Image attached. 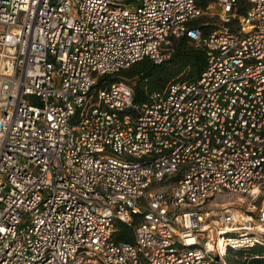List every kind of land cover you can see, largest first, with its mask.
<instances>
[{
	"label": "built area",
	"instance_id": "2783aa9c",
	"mask_svg": "<svg viewBox=\"0 0 264 264\" xmlns=\"http://www.w3.org/2000/svg\"><path fill=\"white\" fill-rule=\"evenodd\" d=\"M181 38L206 51L198 80L144 104L112 80ZM233 196L261 198L254 226L205 210ZM257 245L264 0L0 2V264H228Z\"/></svg>",
	"mask_w": 264,
	"mask_h": 264
},
{
	"label": "trees",
	"instance_id": "16d2710c",
	"mask_svg": "<svg viewBox=\"0 0 264 264\" xmlns=\"http://www.w3.org/2000/svg\"><path fill=\"white\" fill-rule=\"evenodd\" d=\"M201 27L204 34L209 32L208 26L201 24ZM206 66V51L186 38H181L174 42L171 58L162 65H156L151 60L144 59L121 71L112 80L129 85L135 81L134 101L144 104L152 93L164 90L171 82L198 80ZM115 226L120 230L119 241H133L132 229L121 222H117ZM229 252L236 255V260L226 256L228 264H264V247L260 245L238 252L232 250Z\"/></svg>",
	"mask_w": 264,
	"mask_h": 264
},
{
	"label": "rangeland",
	"instance_id": "374dc122",
	"mask_svg": "<svg viewBox=\"0 0 264 264\" xmlns=\"http://www.w3.org/2000/svg\"><path fill=\"white\" fill-rule=\"evenodd\" d=\"M134 83L135 81L132 83V86ZM29 101H31L32 103H36L37 100H35L34 98H29ZM260 206V197L257 200H254L251 196L217 197L207 205L205 210L215 209L217 213L223 208H228L237 214V217L243 225L249 226V224L252 223L254 226L257 220V216L260 212ZM251 218L253 219V221L251 220ZM260 246L264 247V245ZM226 253L227 257L232 260H236V255L234 253H230L229 251H227ZM213 256L217 257V253L215 252Z\"/></svg>",
	"mask_w": 264,
	"mask_h": 264
},
{
	"label": "water",
	"instance_id": "95a60500",
	"mask_svg": "<svg viewBox=\"0 0 264 264\" xmlns=\"http://www.w3.org/2000/svg\"><path fill=\"white\" fill-rule=\"evenodd\" d=\"M0 2L9 3V0H0Z\"/></svg>",
	"mask_w": 264,
	"mask_h": 264
}]
</instances>
